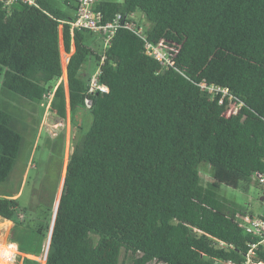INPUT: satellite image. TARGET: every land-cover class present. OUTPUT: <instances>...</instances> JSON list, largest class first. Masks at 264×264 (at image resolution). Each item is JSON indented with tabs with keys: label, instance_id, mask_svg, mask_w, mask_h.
Masks as SVG:
<instances>
[{
	"label": "trees",
	"instance_id": "obj_1",
	"mask_svg": "<svg viewBox=\"0 0 264 264\" xmlns=\"http://www.w3.org/2000/svg\"><path fill=\"white\" fill-rule=\"evenodd\" d=\"M93 9L102 22L142 11L149 39L178 48L175 66L121 27L101 64L109 90L89 94L90 76L80 72L93 58L99 65L103 46L98 53L87 39L95 33L72 29L77 5L0 0V90L40 104L55 89L51 111L63 119L93 99L92 123L69 156L45 264L243 263L251 249L253 260L264 261L261 238L234 220L247 211L220 192L222 183L237 188L264 173V0H97ZM61 42L67 53L75 45L68 93L58 84ZM204 81L228 88L240 108L226 116L227 97L221 102L222 92L202 88ZM11 109L0 104V184L26 145ZM202 162L211 165L206 184ZM27 209L0 196V217L14 222L18 249L41 255L55 209H39L34 225Z\"/></svg>",
	"mask_w": 264,
	"mask_h": 264
},
{
	"label": "rangeland",
	"instance_id": "obj_2",
	"mask_svg": "<svg viewBox=\"0 0 264 264\" xmlns=\"http://www.w3.org/2000/svg\"><path fill=\"white\" fill-rule=\"evenodd\" d=\"M66 8L68 9V7ZM133 19L143 25L144 28L150 23L140 10L133 14ZM87 38H90L89 34ZM95 49L98 53L102 51L100 46ZM61 52L65 82L68 53L62 42ZM92 62L95 66L96 59L93 58ZM80 73L85 79H88L91 75V72L83 71ZM0 104L6 108L9 107V109L12 107L11 110H13L16 117L20 118L18 126L24 131L26 138L25 148L19 156L12 173L5 182L0 184V196L17 198L21 207L28 208L26 219H34L30 223L34 225L39 209L50 207V205L55 209L63 187L74 141L79 136L82 137L89 129L92 123V115L88 109L83 110L81 108L82 110L79 109L74 118L68 116L65 120L57 118L51 110L50 113L47 110L45 121L40 123L44 112L43 107L3 87L0 90ZM30 105L35 107L32 108L31 106V111L28 112L27 109ZM24 123L27 125L26 129ZM41 127L43 130L40 132ZM49 131L52 133L50 134ZM210 166L208 162L200 164V173L205 184L213 180ZM220 192L241 205L243 207L241 211H247L254 215H264V188L256 181V178L253 177L250 182H241L237 188L222 183ZM1 219L0 264H23L25 258L36 259L41 264H45V252L41 255H35L18 249V243L13 241L14 222L7 220V222L1 223L3 221ZM28 220L25 221L26 224ZM121 260H127L124 252Z\"/></svg>",
	"mask_w": 264,
	"mask_h": 264
},
{
	"label": "built area",
	"instance_id": "obj_3",
	"mask_svg": "<svg viewBox=\"0 0 264 264\" xmlns=\"http://www.w3.org/2000/svg\"><path fill=\"white\" fill-rule=\"evenodd\" d=\"M3 1L9 7L16 2H24L31 5L37 4V0ZM96 1L97 0H76L77 14L73 21L70 22L72 29H87L101 36L102 39L103 55L99 65H97L96 70L90 76L88 83L89 94H94L96 91L106 92L109 90V87L106 84L100 82V75L102 71L101 64L105 58V49L110 45L116 32L121 27L134 30L137 34H139L145 40V50L149 55L159 60L163 65L175 66V56L179 51L178 48L166 44L164 40H160L158 42L151 41L146 34L143 25L138 24L130 16H124L119 13L112 20L102 22L101 14L95 13L93 9ZM201 87L208 89L211 92H222V97L220 99L221 102H224L225 98L227 97L228 107L225 111L226 116H230L231 114L235 113L242 105V103L230 93L228 88L220 87L214 84H208L205 81L201 83ZM54 94L55 89L46 93L41 100V105L47 109L51 108ZM85 103L86 106L90 108L93 104V99L91 97H87ZM253 177L256 178V181L264 188V173L257 172ZM234 220L249 233L260 237L261 242L264 243V215H254L249 212H239L236 214ZM250 253H253V249L250 250ZM250 253L247 256L246 261L243 263H238L233 260H221L219 261V264H264L263 260H253V258L250 256Z\"/></svg>",
	"mask_w": 264,
	"mask_h": 264
},
{
	"label": "crops",
	"instance_id": "obj_4",
	"mask_svg": "<svg viewBox=\"0 0 264 264\" xmlns=\"http://www.w3.org/2000/svg\"><path fill=\"white\" fill-rule=\"evenodd\" d=\"M68 1H70L72 4H76L75 3V0H68ZM66 10L69 12V13H71L73 16L75 15V8L73 7V6H69L68 7V9L66 8ZM88 40H89V42L92 44V46H93V48L95 47V48H97V47H101L102 48V46H103V43H102V39H101V37L99 36V35H97V34H95V35H92V34H90V38H87ZM75 51V45L73 44L72 45V48H71V52H69L68 53V57H67V60H66V62H67V64H68V61H69V58H70V55L73 53ZM95 68H96V63H95V66H93V62H92V60H90L89 62H87L84 66H83V68L81 69V72H93L94 70H95ZM64 75V74H63ZM66 77V90H67V93H68V74H67V76H65ZM64 82V83H65ZM39 104V103H38ZM31 106H32V108L33 107H35L34 105H30L29 106V108L27 109V111L29 112V111H31ZM69 109V108H68ZM80 110H82V109H80ZM83 110H85V109H83ZM43 115H42V118H41V120H40V123L41 122H44L45 121V118H46V114L49 112H47V110L45 109V108H43ZM79 111V109L77 110V112ZM50 113V112H49ZM71 117V114H70V111L68 110V114H67V117ZM57 118H60V117H58L57 116ZM63 119V118H62ZM65 120H66V118H65ZM72 121V120H71ZM25 125H24V127H27V125H26V123H24ZM44 124V123H43ZM43 124H41V126H43ZM43 129H42V127H41V129H40V132L42 131ZM39 132V133H40ZM49 133L51 134L52 132H50L49 131ZM6 197H13V196H6ZM0 218H2L1 220H3V221H1V223H3L4 221L5 222H7V220L5 219V218H3V217H0ZM4 260V259H3Z\"/></svg>",
	"mask_w": 264,
	"mask_h": 264
},
{
	"label": "water",
	"instance_id": "obj_5",
	"mask_svg": "<svg viewBox=\"0 0 264 264\" xmlns=\"http://www.w3.org/2000/svg\"><path fill=\"white\" fill-rule=\"evenodd\" d=\"M61 193H62V190L60 192V196H59V199L57 200V203H56V206H55V210H54V215H53V220H52V224H51L50 235H49V239H48V243H47V248L45 250V260L47 259V256H48V249H49V245H50V241H51V235H52V231H53V227H54V223H55V219H56V215H57V211H58V207H59Z\"/></svg>",
	"mask_w": 264,
	"mask_h": 264
},
{
	"label": "clouds",
	"instance_id": "obj_6",
	"mask_svg": "<svg viewBox=\"0 0 264 264\" xmlns=\"http://www.w3.org/2000/svg\"><path fill=\"white\" fill-rule=\"evenodd\" d=\"M101 59H102V58H101ZM62 63H63V62H62ZM96 68H97V66H96ZM96 68H95V70H96ZM63 69H64V67H63ZM95 70H94V71H95ZM94 71H93V72H94ZM93 72H92V73H93ZM63 73H64V72H63ZM92 73H91V75H92ZM91 75H90V76H91ZM89 79H90V78H89ZM62 81H64L63 76L58 80V84L61 83ZM39 105H40L41 107L45 108L44 106L41 105V101H40V104H39ZM51 107H52V106H51ZM85 107H86V109L90 110V108H88L87 106H85ZM45 109L48 110V111L51 110V108H49V109L45 108Z\"/></svg>",
	"mask_w": 264,
	"mask_h": 264
}]
</instances>
